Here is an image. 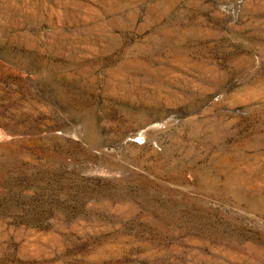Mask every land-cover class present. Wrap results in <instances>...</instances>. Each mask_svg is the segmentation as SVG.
Masks as SVG:
<instances>
[{"label":"rangeland","instance_id":"rangeland-1","mask_svg":"<svg viewBox=\"0 0 264 264\" xmlns=\"http://www.w3.org/2000/svg\"><path fill=\"white\" fill-rule=\"evenodd\" d=\"M0 264H264V0H0Z\"/></svg>","mask_w":264,"mask_h":264}]
</instances>
